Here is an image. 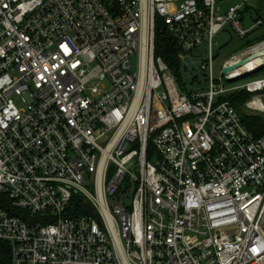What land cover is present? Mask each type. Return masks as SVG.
Instances as JSON below:
<instances>
[{"label": "built area", "instance_id": "obj_1", "mask_svg": "<svg viewBox=\"0 0 264 264\" xmlns=\"http://www.w3.org/2000/svg\"><path fill=\"white\" fill-rule=\"evenodd\" d=\"M225 1L0 0V242L12 264H264V135L227 100L250 93L245 109L264 116V78L222 86L237 59L264 57V38L247 43L264 20L247 27L249 0L222 14ZM156 19L206 89L181 93L155 58ZM225 29L247 46L215 80Z\"/></svg>", "mask_w": 264, "mask_h": 264}, {"label": "trees", "instance_id": "obj_2", "mask_svg": "<svg viewBox=\"0 0 264 264\" xmlns=\"http://www.w3.org/2000/svg\"><path fill=\"white\" fill-rule=\"evenodd\" d=\"M251 41V40H250ZM247 43H251V42ZM180 48L172 33L160 19L155 20L154 31V56L159 58L168 68L173 76L177 87L181 93L189 92L185 84L187 77L191 78V83L196 84L199 74H192L191 71L180 59ZM202 80L205 81L204 77ZM204 86L202 85L201 88ZM252 95L245 91L232 93L227 97L232 107L241 115L244 126L256 137L264 135V117L261 115H247L240 113L241 106L248 101ZM11 247L7 243L0 242V264H12Z\"/></svg>", "mask_w": 264, "mask_h": 264}, {"label": "rangeland", "instance_id": "obj_3", "mask_svg": "<svg viewBox=\"0 0 264 264\" xmlns=\"http://www.w3.org/2000/svg\"><path fill=\"white\" fill-rule=\"evenodd\" d=\"M239 4H241L240 0H229L219 3L221 13L224 14L228 11L230 7H234ZM242 12H243L242 15L243 23L247 27L251 25L252 21L256 20L257 18H261L264 20V0H249L246 4L245 11L243 10ZM263 38H264V27L261 28L255 35H253L250 38L251 40L250 44H254L258 41H261L263 40ZM216 41H218V49L214 48L215 62H214L213 75L215 80L221 77L220 69L222 63L226 59L228 60V58H230L232 55L234 54L236 55L239 51H241L247 46V45L245 46L243 42L239 40L235 35H233V33H231L228 29H225L221 34H219L216 38ZM135 62H136L135 56H132L130 58L131 65H134ZM189 69L193 71L192 74L195 73L199 74V63L196 59L193 64L189 65ZM263 78H264V72H258L253 75L242 78L240 80H237L236 82L233 83H227L225 81H222V86L225 88L234 87V86L240 87L254 80L263 79ZM190 80H191L190 77H187V79H185V84L188 90H192V91L200 90L202 85L205 87V89L208 87L207 83L204 80H202L200 74L196 80V84L191 83ZM16 103H18L17 100ZM246 103L247 101L239 109L241 114L244 113L247 115L263 116V114H260L258 112H252L250 110L247 111L245 109Z\"/></svg>", "mask_w": 264, "mask_h": 264}, {"label": "bare ground", "instance_id": "obj_4", "mask_svg": "<svg viewBox=\"0 0 264 264\" xmlns=\"http://www.w3.org/2000/svg\"><path fill=\"white\" fill-rule=\"evenodd\" d=\"M258 52H260V51H258ZM261 53H263V52H261ZM260 55L261 54H258V56H256V57H260ZM261 59L264 61V57H262ZM261 59L245 61L242 66L232 70L231 77H233V78L240 77V76L244 75L245 73H249V72L256 70L258 67L257 64L259 62L261 63ZM240 61H243V60L241 58H239V59H237L236 63H239ZM254 105L257 108H259L261 111H264V105H262L261 103L254 102Z\"/></svg>", "mask_w": 264, "mask_h": 264}, {"label": "water", "instance_id": "obj_5", "mask_svg": "<svg viewBox=\"0 0 264 264\" xmlns=\"http://www.w3.org/2000/svg\"><path fill=\"white\" fill-rule=\"evenodd\" d=\"M245 61H241L240 63H238V64H235V65H233V66H231V67H227V68H224L223 69V74H227V73H230L232 70H234L235 68H237V67H239V66H241V65H243V63H244ZM260 65H261V67H264V61L261 59V63H260ZM255 72L256 71H252V72H249V73H245L244 75H242V76H240V77H236V78H232V77H227V79H226V82L227 83H233V82H236L237 80H240V79H242V78H245V77H247V76H250V75H253V74H255Z\"/></svg>", "mask_w": 264, "mask_h": 264}]
</instances>
